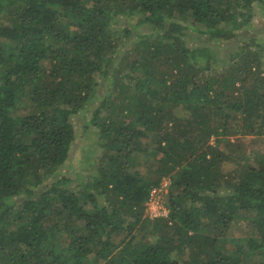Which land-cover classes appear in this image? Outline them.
I'll return each mask as SVG.
<instances>
[{
  "label": "trees",
  "instance_id": "trees-1",
  "mask_svg": "<svg viewBox=\"0 0 264 264\" xmlns=\"http://www.w3.org/2000/svg\"><path fill=\"white\" fill-rule=\"evenodd\" d=\"M263 56L264 0H0V264H264Z\"/></svg>",
  "mask_w": 264,
  "mask_h": 264
},
{
  "label": "rangeland",
  "instance_id": "rangeland-1",
  "mask_svg": "<svg viewBox=\"0 0 264 264\" xmlns=\"http://www.w3.org/2000/svg\"><path fill=\"white\" fill-rule=\"evenodd\" d=\"M255 22L258 23V27L263 25L259 17H256ZM262 60L264 61V56ZM90 115V111H84L73 117L74 125H76V129L78 131L77 139L71 147V151L66 162L59 170V173L65 172L73 178L71 181L73 186L79 183V179L84 172V168L88 167L89 162L87 159L89 160L93 156H98L100 154V149L95 146L94 139L96 136L94 135L93 127L89 126L83 129L84 125L88 123ZM231 140H235L234 143H239L247 153H251L253 151H264V135H245L241 137L232 136ZM94 149L97 150L96 153L94 152ZM249 228L250 227L247 225L245 220L238 222L231 227L230 237H245L248 235Z\"/></svg>",
  "mask_w": 264,
  "mask_h": 264
},
{
  "label": "built area",
  "instance_id": "built-area-1",
  "mask_svg": "<svg viewBox=\"0 0 264 264\" xmlns=\"http://www.w3.org/2000/svg\"><path fill=\"white\" fill-rule=\"evenodd\" d=\"M169 187V180L162 178L158 185L149 189L148 197L144 202L145 215L149 218L167 215L165 198Z\"/></svg>",
  "mask_w": 264,
  "mask_h": 264
}]
</instances>
